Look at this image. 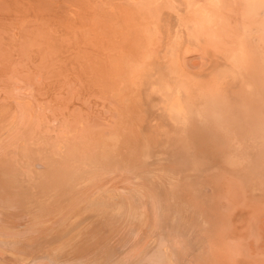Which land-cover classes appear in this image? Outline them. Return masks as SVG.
<instances>
[{"label": "bare ground", "instance_id": "1", "mask_svg": "<svg viewBox=\"0 0 264 264\" xmlns=\"http://www.w3.org/2000/svg\"><path fill=\"white\" fill-rule=\"evenodd\" d=\"M0 264H264V0H0Z\"/></svg>", "mask_w": 264, "mask_h": 264}]
</instances>
